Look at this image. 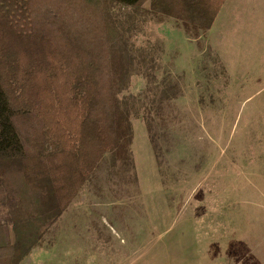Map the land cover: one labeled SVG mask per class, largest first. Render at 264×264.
I'll return each instance as SVG.
<instances>
[{"label": "rangeland", "instance_id": "374dc122", "mask_svg": "<svg viewBox=\"0 0 264 264\" xmlns=\"http://www.w3.org/2000/svg\"><path fill=\"white\" fill-rule=\"evenodd\" d=\"M149 9L112 10L146 62L121 96L133 170L108 154L21 264H264V0L199 38Z\"/></svg>", "mask_w": 264, "mask_h": 264}, {"label": "trees", "instance_id": "16d2710c", "mask_svg": "<svg viewBox=\"0 0 264 264\" xmlns=\"http://www.w3.org/2000/svg\"><path fill=\"white\" fill-rule=\"evenodd\" d=\"M148 1L195 38L226 2L0 0V264L40 246L108 154L133 170L134 105L121 96L146 62L112 10Z\"/></svg>", "mask_w": 264, "mask_h": 264}]
</instances>
